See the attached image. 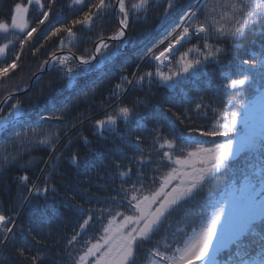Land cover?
<instances>
[{"label":"trees","instance_id":"16d2710c","mask_svg":"<svg viewBox=\"0 0 264 264\" xmlns=\"http://www.w3.org/2000/svg\"><path fill=\"white\" fill-rule=\"evenodd\" d=\"M18 2L28 4V0H0V20L10 23L12 15L15 14L14 6ZM94 2L96 0H86L85 5H73L71 0H55L54 3L51 0H42L45 5L43 9L34 3L28 5L29 29L35 27L37 31L33 33L31 40L24 43L23 48L20 40L24 39L27 30L24 33L11 29L7 33L0 32V44L12 40L5 56L0 57V66L10 63L17 54L20 56L18 67L9 77L0 80V101L6 93H14L13 89L27 88L34 76L45 67L41 65L52 54H68L71 51L74 56L90 55L101 33L107 37L118 29V19L111 13H104L99 19L94 17L91 26L71 25V21L82 18L83 13L88 11L86 5ZM50 3L49 19L39 25L43 11L48 10ZM126 3L130 4L131 0H126ZM190 6L191 0H177L175 8L170 9L166 15L164 10L167 0H152L146 14L130 13L125 39L110 42L112 47L109 52H116L119 45L113 59L104 63L97 56L91 70L78 78L76 87H65L67 81L63 78V71L55 63L52 69L36 77L27 93L13 95L7 105L3 106L0 115H7L11 104L16 100L21 101L29 123L0 132V146L8 144L16 132H22L28 127L54 129L63 124L67 127L59 133L60 141L55 150L58 160L46 146L13 145L9 148L11 152L19 151L20 155L15 162L0 169V213L11 217L14 222L8 225L13 228L11 238L7 242L0 241V264H75L86 251L87 242H95L103 235V226L107 225L109 214L103 213L101 219V209H111L112 215L117 211L131 215L132 212L127 206L131 186L135 184L139 187L143 184L145 190H154L158 187V183H153L154 178L158 181L161 175L174 166L166 158H162L163 152L169 149L159 148V144L154 142L153 130L160 129L162 135L170 140L175 138V154H179L180 148L195 147L186 144L182 139L187 134L185 125H180L177 121L175 128L169 127L172 116L171 113L164 112V109L171 107L182 116H191V125L205 130L212 129L216 117L233 95L234 90L225 87V77L240 78V61L251 60L253 54L259 55L264 51V28L259 24L237 41L210 40L209 43L225 48L227 54L220 56L219 64L207 62L198 69L195 76L183 80L173 88L164 86L154 78L151 86L147 81L143 85H125V91L118 97H112L122 77L126 76L131 80L133 73L140 75L147 71L155 72V61L147 58L141 60L139 57L148 48L163 40ZM62 24L72 26L78 37L72 45L65 44L61 47V37L66 41V33H61L60 36L50 35L54 28ZM196 43L197 40L192 39L182 47L178 46L179 51L170 57L173 64L180 52ZM166 45L167 41L159 46L160 50ZM85 49H89V52L86 53ZM71 63L75 66L76 61ZM162 70L168 71L166 67ZM93 85L96 89L94 93L88 96L81 94L87 90L85 86ZM263 90L264 86L257 80L244 88L240 98L247 104ZM137 99L143 103L136 104ZM198 102L204 105L201 111L194 110ZM65 104H70L71 107L64 114L63 121L39 120L38 113H58ZM125 105L134 108V113L127 122L117 117L115 132L97 130L95 121L105 119L108 115L116 116V109ZM228 108L231 109L232 105H228ZM72 123H76L77 127L73 129ZM185 124L188 125L189 122L185 121ZM238 128L243 126L239 125ZM254 135L259 148V141L264 136V125ZM137 136L142 138L139 145L135 141ZM85 137L87 143L84 142ZM200 141L205 147H211V141L220 143L223 138L206 137L200 138ZM73 154L78 158L76 163L71 160ZM142 155L145 162L141 165L135 158ZM254 162L249 153H241L230 163L229 171H222L215 178H209L205 188L193 200L173 212L164 227L150 241L141 245L136 264H149V253L152 248L157 247V242L161 250H164L165 241L172 247L180 243L185 238V233L190 234L201 219L200 206L206 204L210 198H218L226 191L231 192L233 187H241L244 184V175L238 170L247 171L248 166ZM129 168V176L121 178L119 173ZM233 171H237L235 176ZM25 174L28 176L26 182L20 179ZM45 184L50 189L54 187L55 191L49 190L46 195L29 193L33 185L42 188ZM209 189L211 197L208 194ZM89 214L93 219L81 230L79 226ZM120 219L122 217H117L118 221ZM77 232L80 235L69 245L68 240ZM21 248L24 249L23 255L19 252ZM234 251L235 248L225 250L218 259L227 261ZM31 257H36V261L33 262Z\"/></svg>","mask_w":264,"mask_h":264},{"label":"snow or ice","instance_id":"6c2138e0","mask_svg":"<svg viewBox=\"0 0 264 264\" xmlns=\"http://www.w3.org/2000/svg\"><path fill=\"white\" fill-rule=\"evenodd\" d=\"M54 2L55 0H51V3ZM71 2L73 5H85L86 0H71ZM33 3L41 9L45 7L42 0H28L27 5L18 2L14 6L15 14L12 15L11 22L0 20V32L7 33L11 29L24 33L27 30L24 39L20 40L21 48L37 31L35 27L29 29L27 20L28 5ZM51 3L48 10L43 11L39 25H43L49 19ZM150 3L152 0H131L130 4L126 3V0H96L87 4L88 11L83 13L82 18L71 21L72 26H91L94 17L99 19L104 13H111L118 16V29L107 37L101 33L90 55L74 56L71 51L60 56L52 54L51 60L44 61L41 67L55 62L63 71V78L67 81L65 87L68 89L76 87L78 78L91 70V65L97 56L104 63L113 59L119 50V45L116 52H109L112 47L110 42L122 41L129 26L130 13L146 14ZM176 3L177 0H167V7L164 10L166 15L170 9L175 8ZM258 24L264 28V0H191V6L183 12L179 22L167 32L163 40L148 48L139 57L141 60L147 58L155 61V72L147 71L140 75L133 73L131 80L126 76L122 77L112 97H118L125 91V85H143L147 81L151 86L154 78L164 86L173 88L183 80L195 76L198 69L207 62L219 64L220 56L227 54L225 48L219 44L209 43L210 40L237 41L243 39L246 33ZM72 26L62 24L54 28L50 35L60 36L61 33H66V41L61 37V47L65 44L72 45L78 39ZM192 39H196L197 43L180 52L173 64L170 57L179 51L177 46L182 47ZM165 41L167 45L160 50L159 46ZM11 43L12 40H9L0 44V57L5 56ZM84 51L87 53L89 49ZM19 59L20 56L17 54L10 63L0 66V80L9 77L18 67ZM73 60L76 61L75 66L71 63ZM165 67L168 69L167 72L162 70ZM225 79L227 80L225 87L234 90L233 95L224 105V110L216 117V123L211 130L191 125V116H182L171 107L163 110L171 113L169 127L175 128L177 121L180 125H185L187 134L183 135L182 139L186 144L195 147L180 148L179 154H175V138L170 140L162 135L160 129H154V142L159 144L160 149H169L163 152L162 158H166L174 166L161 175L158 181L154 178L153 183H158V187L154 190H145L143 184L139 187L135 184L131 186L129 190L131 194L127 197V206L132 212L131 215L119 211L112 215L111 209H101V219L103 213L109 214L108 223L103 226V235L95 242L92 240L87 242L86 251L79 256L75 264H136L137 252L141 245L150 241L152 236L164 227L173 212L193 200L205 188L209 178H215L222 171H229L233 159L244 152L249 153L255 160L248 166L247 171L238 170L244 175V184L239 188L233 187L231 192L226 191L218 198H210L206 204H202L201 219L192 228L190 234L185 233V238L175 247L165 241L164 250H161L157 242V247L152 248L149 253V264H264V136L260 139L257 148V139L250 130L253 108L240 98L244 88L257 80L264 86V51L259 55L253 54L251 60L240 61V78L232 79L226 76ZM85 87L87 90L81 93L83 96H88L96 90L94 85ZM16 91L19 89H13V92ZM12 98V92L6 93L4 99L0 101V112H3V106ZM261 99L264 101V91L261 93ZM135 103L140 104L143 101L137 99ZM228 105H232V108L229 109ZM70 107V104H65L58 113L45 112L37 115L41 121H63L64 114ZM203 107L204 105L198 102L194 110L201 111ZM133 113L134 108L120 106L116 109V116L108 115L105 119L97 120L95 126L98 130L115 132L117 117L127 122ZM185 121L189 124L186 125ZM25 123H29V119L22 109L21 101L16 100L8 109L7 115H0V132ZM240 124H243V128H238ZM66 127V124L57 125L54 129L28 127L22 132H16L12 141L0 146V169L18 159L19 151H9L13 145L46 146L58 160L59 156L56 155L55 150L60 141L59 133ZM71 127L74 129L77 124L72 123ZM206 137H221L223 142L211 141L212 146L205 147L200 138ZM141 140L140 136L135 137L138 145ZM84 142H88L86 137ZM77 159L73 154L72 162L76 163ZM135 159L141 165L145 162L143 155ZM148 162H151L150 156ZM51 167L54 168L55 165ZM130 172L131 168L121 171L119 175L124 178L129 176ZM232 174L235 176L237 171H233ZM20 179L26 182L28 176L25 174ZM49 190L55 191V188L50 189L47 184L42 188L33 185L29 193L46 195ZM208 194L211 197L210 189ZM113 200L115 202V198ZM117 217L122 219L118 221ZM92 219V215L89 214L80 224V229H85ZM13 223L11 217L0 213V241L7 242L11 238L13 228L8 225ZM79 235V232L73 235L68 240V244H72ZM233 248L235 251L227 261L222 262L218 259L223 251ZM19 252L23 255L24 249H19ZM31 259L35 262L37 258L31 257Z\"/></svg>","mask_w":264,"mask_h":264},{"label":"rangeland","instance_id":"374dc122","mask_svg":"<svg viewBox=\"0 0 264 264\" xmlns=\"http://www.w3.org/2000/svg\"><path fill=\"white\" fill-rule=\"evenodd\" d=\"M261 93L256 98L250 100V102H248L246 104V105L252 106V108H253L252 118L250 120V127L252 125V122H253V118L254 117H256L258 120L264 122V101H262V99H261ZM240 125H243V124H240ZM262 126H260L258 128V131L262 128Z\"/></svg>","mask_w":264,"mask_h":264},{"label":"water","instance_id":"95a60500","mask_svg":"<svg viewBox=\"0 0 264 264\" xmlns=\"http://www.w3.org/2000/svg\"><path fill=\"white\" fill-rule=\"evenodd\" d=\"M116 17H117V19H118V16L116 15ZM126 34H127V29H126ZM126 36V35H125ZM125 38V37H124ZM123 38V39H124ZM94 48H95V46H94ZM66 52H58V53H55V55L56 56H59L60 54H65ZM76 56V55H75ZM51 60V57H50V59L48 60V61H50ZM54 66V63L53 64H46V66H45V68L44 69H42L38 74H36L35 76H34V78H33V80H32V83L27 87V88H25V89H23V90H19V91H16V92H14L13 93V95H19V94H24V93H27L30 89H31V87L33 86V83H34V81H35V79H36V77L39 75V74H42V73H44L45 71H47V70H49V69H51L52 67ZM0 114H1V112H0ZM254 123H256V119H254ZM261 124L262 123H257V125L255 126V128L252 130V133H255L257 130H258V128L261 126Z\"/></svg>","mask_w":264,"mask_h":264},{"label":"bare ground","instance_id":"6f19581e","mask_svg":"<svg viewBox=\"0 0 264 264\" xmlns=\"http://www.w3.org/2000/svg\"><path fill=\"white\" fill-rule=\"evenodd\" d=\"M54 62H50V64H53Z\"/></svg>","mask_w":264,"mask_h":264}]
</instances>
